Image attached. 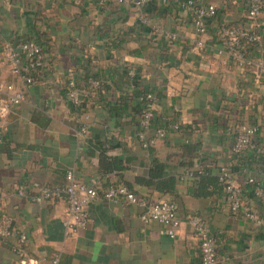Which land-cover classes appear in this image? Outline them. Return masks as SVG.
<instances>
[{
	"label": "crops",
	"instance_id": "obj_1",
	"mask_svg": "<svg viewBox=\"0 0 264 264\" xmlns=\"http://www.w3.org/2000/svg\"><path fill=\"white\" fill-rule=\"evenodd\" d=\"M206 2L217 6V14L200 34L193 15L176 1L156 0L140 9L99 0H0V214L12 216L16 226L12 236L0 237V264H46L42 258L55 255L62 264H202L200 241L190 223L195 215L216 238L218 264H264V198L255 196L247 183L251 174L263 179L264 158L249 151L234 154L236 133L228 131L240 123L257 125L258 141L264 142L260 51H248L253 63L242 67L221 52L225 45L220 35L225 25L253 27L247 18L249 0ZM261 21L258 30L264 39V13ZM121 37L127 39L125 48L107 46ZM30 38L43 44L47 61L36 82L25 85L5 63L3 49ZM139 48L142 56L128 54ZM139 67L143 84L156 96L154 118L168 126L152 149L137 138L141 124L134 109L140 100L120 75ZM76 70L97 74L107 85L86 108L74 105L66 93ZM10 83L25 97L3 109ZM124 97L126 109L113 111ZM184 144L199 146L196 167L207 164L216 176L223 165L232 168L261 224L233 214L224 194L195 196L190 189L196 184L189 180L178 184L175 195L136 184V177L148 175L154 157L167 161L168 173L175 174ZM103 153L127 168L104 172ZM245 163L249 173L241 171ZM70 170L85 183L97 182L99 189L88 205L89 224L77 231L65 225V199L33 201L35 183L63 185ZM109 181L131 182L138 195L149 199L176 201L181 224L175 237L158 221L144 222L140 205L107 199ZM20 185L25 195L18 193ZM20 232L28 237L25 256L14 251Z\"/></svg>",
	"mask_w": 264,
	"mask_h": 264
},
{
	"label": "built area",
	"instance_id": "obj_2",
	"mask_svg": "<svg viewBox=\"0 0 264 264\" xmlns=\"http://www.w3.org/2000/svg\"><path fill=\"white\" fill-rule=\"evenodd\" d=\"M156 0H99L100 3L118 2L121 4L132 3L138 8H142L145 4ZM164 3L176 1L178 5L187 12L193 13V22L197 32L205 34L208 31V21L217 14V6L213 3H207L206 0H159ZM264 13V0H249V9L247 18L253 25L241 26H222L220 35L223 39L225 51L233 60L237 61L240 66L246 67L252 65L253 60L248 56L246 44H252L259 49L260 57L257 65L264 75V39L258 30L262 26L261 18ZM160 30V29H159ZM162 31V30H161ZM174 38V35H169ZM201 44V43H200ZM3 58L8 65L12 74L21 78L25 85H32L36 82L33 73L38 69H43L46 65V52L43 45L34 39L22 40L18 43H7L3 49ZM134 75V71H131ZM98 79H91L88 84L78 85L75 80H71L68 90L66 91L70 101L77 107H81L83 99L90 95L92 91L100 86ZM9 96L7 101L1 105V108H8L19 104L25 97L24 91L14 85L7 84ZM145 100L143 116L141 119V131L139 132V140L144 148L154 145L158 137H163L168 129L161 127L154 131L150 127L154 117L155 97L154 94L148 92L146 96L140 100ZM86 121L90 118L88 113L84 114ZM174 125L173 128H177ZM81 131L87 132V124H83ZM228 131L236 133V139L232 146L234 154H241L246 151L254 153L258 158H264V142L258 141L259 127L240 123L235 126H229ZM243 173H249L250 167L245 165L241 168ZM187 176L193 175V170L186 171ZM219 181L224 187L225 201L233 214H242L247 219L258 224L263 219L257 210L246 202L245 188L236 182L232 168L229 165H223L219 171ZM252 187L255 196L264 198V177L262 180L257 179L254 175H249L247 179ZM36 193L33 195V201L42 203L55 198H63L67 203V216L65 225L70 231L86 228L90 222V213L88 205L99 194L98 183H85L77 178L75 172L70 170L66 175V182L63 185H49L46 183H35ZM20 195L26 194L24 186H18ZM107 199L118 201L124 199L128 203L140 205L143 208L141 219L144 222L158 221L162 223L170 237H175L181 221L179 218V205L171 199H149L138 195L130 190L124 184L111 185L104 191ZM190 223L194 230V235L200 241V249L202 255V264H218V245L215 236L210 228L199 216H190ZM16 231L14 218L7 214H0V237L8 238ZM25 233L19 234V241L14 247V251L25 256V248L27 242ZM42 260L46 264H62L58 255L52 257H43Z\"/></svg>",
	"mask_w": 264,
	"mask_h": 264
},
{
	"label": "trees",
	"instance_id": "obj_3",
	"mask_svg": "<svg viewBox=\"0 0 264 264\" xmlns=\"http://www.w3.org/2000/svg\"><path fill=\"white\" fill-rule=\"evenodd\" d=\"M187 1V0H182ZM191 13V12H189ZM193 15V13H191ZM194 17V15H193ZM31 39V38H30ZM37 41V40H36ZM127 42V39L125 37H121L119 39V42L116 43L113 41L110 45H107L109 48L112 49H123L125 48V43ZM41 44V42H39ZM43 45V44H41ZM44 47V46H43ZM246 48L248 51L255 49V46L252 44L247 43ZM45 50V48H44ZM45 52H47L45 50ZM128 54L135 55V56H142V49H135V50H128ZM47 61V58H46ZM42 69L36 70L33 75L38 77ZM131 71H134V75H131ZM79 70L75 71L74 76H72L66 83V91L68 90V85L71 80H75L78 85L88 84V81L91 79H98L100 81V86L96 88L90 95L85 97L83 99L81 108H86L88 100H90L94 94L102 93V90L107 87L105 85L103 78H101L99 75L92 74L90 72H81L79 73ZM143 71L142 69L136 68L129 71H123L120 72V75L125 79L127 86L133 85L134 86V96L138 97L139 100L141 97L144 98V96L147 95L148 92H151L154 94L155 100L156 96L154 91L149 88L148 86L143 84V81L141 79ZM81 74V75H80ZM76 76V77H75ZM144 102L140 100L139 104L135 106V112L138 116V124H141V119L143 116V109H144ZM128 106V99L127 97L119 99V101L116 103V105L112 108L113 111L115 110L117 113H120L126 109ZM150 127L152 130L156 131L161 127L168 128L166 124L161 123V121L157 120L153 117ZM141 131V128L137 131V138L139 139V132ZM140 141V140H139ZM141 143V141H140ZM142 144V143H141ZM143 146V145H142ZM153 145L150 146L148 149H152ZM179 156V162H178V170L175 174H169L168 173V167L169 164L167 161L160 159L159 157H154L151 168L149 170V173L147 176H138L135 179V182L137 185L143 186V187H149L154 190V192H158L160 194H168V195H175L177 193L178 184L181 181L189 180L196 184V187H191L190 191L192 194H194L197 197H207L211 195H220L224 194V187L219 181L218 175H213L211 167L207 164H199V166L196 165V159L199 157V146L197 144H184L179 147V152L177 153ZM101 167L104 172H111V171H122L125 170L127 167L124 164V162L117 158L108 157L106 155H102L101 157ZM243 164V166H245ZM242 166V167H243ZM241 167V168H242ZM188 169L193 170L192 176H187L186 171ZM118 183H111L108 182V185H117ZM126 185L135 193H139V191L135 188V185L131 182H127ZM195 186V185H194Z\"/></svg>",
	"mask_w": 264,
	"mask_h": 264
}]
</instances>
